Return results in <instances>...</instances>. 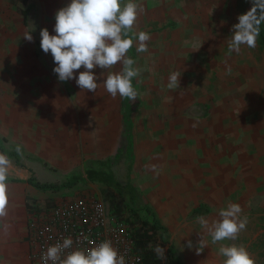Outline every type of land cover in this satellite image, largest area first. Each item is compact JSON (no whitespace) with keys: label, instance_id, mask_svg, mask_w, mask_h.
<instances>
[{"label":"crops","instance_id":"crops-1","mask_svg":"<svg viewBox=\"0 0 264 264\" xmlns=\"http://www.w3.org/2000/svg\"><path fill=\"white\" fill-rule=\"evenodd\" d=\"M28 1L20 0L24 4ZM199 1L194 0L193 9H187L191 7L187 0H180V9H175L180 15L176 45H168V53L158 58L145 56L149 62L144 66L145 80L150 79L143 86L135 81L138 101L112 98L101 85L96 101L84 106L87 115L81 119L86 122L81 139L74 136L70 146L58 144L53 136L56 126L48 123L44 126L52 131L49 134L24 131L19 144L12 146L19 149L22 158L39 165L44 162L50 168L77 164L72 144L78 140L86 148L87 159L97 160L86 161L89 166H108L121 158L120 163L129 168L124 170L129 175L128 184L143 195L147 207L165 228L168 246L173 247L181 264H223L225 258L218 254L220 245L211 243L195 218L203 215L210 222L218 219V211L229 203L246 207L240 214L241 219L247 218L245 230L236 240L222 243L244 246L255 264H262L258 246L261 236L255 232L261 228L258 217L263 213L259 208L264 205V59L245 46L239 54H230L226 42L237 17L251 4L249 0H224V9H215L216 0H211L209 9H201ZM22 16L25 23L28 12L23 11ZM134 54L133 45L129 58ZM120 70V64L112 69ZM102 71L99 67L94 70L98 77ZM173 72L181 76L178 88L167 86ZM102 82L97 80L98 84ZM26 108L28 105H22L20 117ZM2 139L5 147L8 141ZM31 141L39 147L29 146ZM16 155L13 173L26 185L28 194L22 195L21 211L15 215V221L19 215L22 218L18 233L13 234L14 210L6 207V216L8 209L10 216L0 221V244L4 247L0 264L10 258L30 263L27 223L37 209L30 203L36 201L43 206L69 196L60 192L38 199V191H48L30 183L32 179L36 182L40 170L30 165L26 169ZM152 165L157 166L158 174L151 170ZM200 236L208 243L198 255ZM189 240L191 249L186 246Z\"/></svg>","mask_w":264,"mask_h":264},{"label":"rangeland","instance_id":"rangeland-1","mask_svg":"<svg viewBox=\"0 0 264 264\" xmlns=\"http://www.w3.org/2000/svg\"><path fill=\"white\" fill-rule=\"evenodd\" d=\"M193 1L187 0L186 4L191 6L187 9H193ZM243 1L246 2V0ZM123 2L126 3L127 0ZM134 2L142 5L144 10L138 15L133 31L134 33L144 31L150 35V40L147 41L148 51L144 53L136 51L137 45L134 40V67L140 69V75L133 78L132 83L134 86L137 81V85L143 86L145 81L150 79L147 77L145 80L144 66L149 65L148 58L147 63L145 61V56L153 54L158 58L161 54L168 53V45L174 46L177 43L178 24L176 22L178 18L180 19V15L175 9H180V0H134ZM199 2L201 9H209L211 0ZM68 3L70 0H29L26 4L20 0H13V2L0 0V137L8 141L5 143L8 152L13 155L19 154V161L22 165L23 163L26 165V169L30 165L41 171H38L36 182L55 185L54 189L47 192L38 191L41 195L38 199L52 197L60 192L68 193L67 197H72L85 192L84 188L88 187L98 193L100 190L103 191V198L114 201L122 207L124 215H131L138 221H153L154 215L147 207L143 195L133 190L128 184L129 175L124 170L129 168L120 163L123 162L121 158L112 160L108 166L106 164L89 166L86 161L97 160L87 159L86 148L82 141L78 140L72 144L74 145L73 156L77 159V164L71 168L55 166L50 168L44 162L39 165L37 162L22 158V153L12 146V144H19L18 141L22 138L24 131L29 134L45 131L44 133L49 134L52 131L45 130L44 126L48 123L56 126L55 130L53 128L52 130L58 144L70 146V139L74 136L81 139L86 123H82L81 119L85 114L87 115L84 106L90 101H96L97 90L95 93L83 92L76 85L75 80L59 82L53 73V68L56 66L53 57L50 53L45 54L40 48L41 29L46 28L50 35H55L54 15ZM214 4L217 5L215 9H224V0H216ZM23 11L28 12L25 23H23ZM26 32L32 33L33 42L23 39ZM250 50L254 55L259 54L264 59V47L260 37L257 38L256 47ZM83 70V68L77 70L75 75L78 76ZM136 100H139L138 97ZM32 104H35L34 107ZM22 105H28L29 108H26L23 117H20ZM262 113L264 114V110ZM34 144L39 147V144L33 141L29 143V146ZM15 160H11L12 164L6 181L8 195L6 207L15 211L14 221L15 215H18L23 205L22 195L28 194L26 185L13 173L17 167ZM88 177L90 180L97 178L96 182L102 185L90 181ZM27 200L30 202L32 199ZM241 208L242 211L246 210V207ZM259 210L263 213V216L258 217L261 228L255 233L261 236L258 239V246L262 249L259 254V263L262 258V264H264V205ZM8 215L0 217V221ZM19 216V220L14 223L13 234L18 233L21 228L22 218ZM159 235H161L159 238L163 237L167 242L166 232L159 231ZM168 248L167 242L165 252ZM3 249L4 247L0 244V250ZM9 261L3 264H23L22 261L18 263L11 258Z\"/></svg>","mask_w":264,"mask_h":264},{"label":"clouds","instance_id":"clouds-1","mask_svg":"<svg viewBox=\"0 0 264 264\" xmlns=\"http://www.w3.org/2000/svg\"><path fill=\"white\" fill-rule=\"evenodd\" d=\"M251 7L237 17V23L230 29L231 35L226 39L228 51L239 54L242 46L255 48L264 24V0H249ZM142 5L134 0H70L66 6L56 11L53 32L44 28L40 31V48L45 54L50 53L56 65L53 73L59 82L75 80L81 91L95 93L101 85L112 97L135 101L138 92L133 86V78L140 75V69L134 67L135 61L127 53L136 42V51H148L147 41L150 35L144 31L134 33L138 15L143 12ZM132 34V35H130ZM24 40L33 42L32 33H25ZM120 71H112L117 65ZM103 70L98 77L94 70ZM227 72H231L227 66ZM83 68L78 76L77 70ZM180 74L173 72L168 78L169 88L179 87ZM102 79L98 84L97 80ZM19 151V149H17ZM11 160L0 153V217L6 215L8 204L7 179ZM151 170L157 172L156 165ZM242 208L239 204L229 203L218 211V219L211 222L203 215L195 218L200 227L211 237L212 244H219L218 254L225 259L223 264H255L247 249L242 245L222 243L234 241L245 230L247 218H240ZM87 239V237H85ZM74 241L63 238L41 253V264H126L125 257L105 240L94 246L75 250ZM207 241L200 236L196 252L199 255L207 247ZM189 249L193 247L189 240ZM158 258L166 259L165 248L155 246Z\"/></svg>","mask_w":264,"mask_h":264},{"label":"built area","instance_id":"built-area-1","mask_svg":"<svg viewBox=\"0 0 264 264\" xmlns=\"http://www.w3.org/2000/svg\"><path fill=\"white\" fill-rule=\"evenodd\" d=\"M66 237L74 241L70 250L86 249L94 246L93 242L110 240L125 257L126 264H148L137 248L133 225L126 218L109 213L101 193L91 189L44 204L29 215L30 263L41 264L42 251Z\"/></svg>","mask_w":264,"mask_h":264},{"label":"trees","instance_id":"trees-1","mask_svg":"<svg viewBox=\"0 0 264 264\" xmlns=\"http://www.w3.org/2000/svg\"><path fill=\"white\" fill-rule=\"evenodd\" d=\"M13 2V0H11ZM260 40L262 44L264 45V30L261 25V31H260ZM5 140L0 138V151L2 154L6 155L10 160L15 158L16 156L12 153L6 151L3 142ZM97 164V163H94ZM90 180V178L88 177ZM97 178L90 180V181H96ZM30 183L34 185L35 187L41 189V190H49L53 189L55 186L52 184H41L38 182H35L33 179L30 180ZM105 200V199H104ZM106 208L109 213H113L119 217L126 218L127 222H129L131 225H133V235L136 239L137 248L140 252H142L146 262L148 264H181V261L175 256L173 247H169L167 251L165 252L166 259H160L157 257L154 248L157 245H160L161 247L165 248L167 245V242L164 240V238L159 235V231L166 232L165 228L155 219L153 218V221H138L137 218H133L131 215H124L123 208L120 207L117 203L114 201L105 200ZM30 207H36L41 208L42 206L37 205L36 201H33L30 203ZM196 211V215H197Z\"/></svg>","mask_w":264,"mask_h":264}]
</instances>
